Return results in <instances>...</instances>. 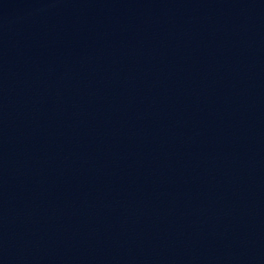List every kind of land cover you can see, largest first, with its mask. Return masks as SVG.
<instances>
[{
  "label": "water",
  "instance_id": "water-1",
  "mask_svg": "<svg viewBox=\"0 0 264 264\" xmlns=\"http://www.w3.org/2000/svg\"><path fill=\"white\" fill-rule=\"evenodd\" d=\"M264 214V0H0V264H221Z\"/></svg>",
  "mask_w": 264,
  "mask_h": 264
}]
</instances>
